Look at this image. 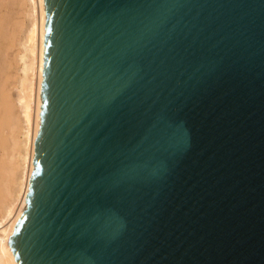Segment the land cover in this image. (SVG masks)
Here are the masks:
<instances>
[{
	"label": "water",
	"instance_id": "water-1",
	"mask_svg": "<svg viewBox=\"0 0 264 264\" xmlns=\"http://www.w3.org/2000/svg\"><path fill=\"white\" fill-rule=\"evenodd\" d=\"M18 264H264V0H44Z\"/></svg>",
	"mask_w": 264,
	"mask_h": 264
},
{
	"label": "bare ground",
	"instance_id": "bare-ground-1",
	"mask_svg": "<svg viewBox=\"0 0 264 264\" xmlns=\"http://www.w3.org/2000/svg\"><path fill=\"white\" fill-rule=\"evenodd\" d=\"M19 1L26 5V15L30 23L26 29L24 40L20 42L22 51L17 54L21 67L19 71L17 69L18 72L16 71L17 86L14 87L18 94L17 97L13 98L12 96L15 99L16 107L19 105L20 111L18 110L19 114H15L14 117L11 113L9 121L6 117L12 111L13 104L11 105L7 99L9 94L6 93V86L11 78L10 71L13 68L11 62L7 60V52L8 49L13 48V45H8L9 39L6 41L2 39V27H0V264H18L10 247V239L16 223L27 205L26 195L35 167V140L40 129L41 115L39 113L43 102L41 90L44 69L43 43L46 32V5L44 0ZM9 27L8 33L13 29L11 26ZM7 32L5 31V33ZM35 83L37 103L35 112H33L31 98ZM33 113L35 119H33ZM6 127H10L9 134L5 131Z\"/></svg>",
	"mask_w": 264,
	"mask_h": 264
},
{
	"label": "rangeland",
	"instance_id": "rangeland-1",
	"mask_svg": "<svg viewBox=\"0 0 264 264\" xmlns=\"http://www.w3.org/2000/svg\"><path fill=\"white\" fill-rule=\"evenodd\" d=\"M26 5L22 1L20 2L19 0H0V27H2V39H9L8 45H13V48L8 49L9 51L7 52V60L11 62L12 68L10 71L11 78L9 79V82L7 83L6 86V93H8V101L12 105V111L7 115L6 119L9 121V117H11V113L14 117L15 114H19L20 107L19 105H15V99L14 97H17V89L14 86H17V80H16V75L17 72L19 71V68L21 67V62L17 59V54L22 51V48L20 47V42L23 41L26 29L30 23V20L28 16L26 15ZM13 28L11 29V32H7L10 30V27ZM7 29V30H6ZM5 31L7 33H5ZM7 34V35H5ZM9 34V35H8ZM20 36V37H19ZM18 42V43H17ZM17 47V48H16ZM21 49V50H20ZM14 55V56H13ZM37 57H38V51H37ZM17 66V67H16ZM16 67V68H15ZM18 69V71H17ZM17 71V72H16ZM12 79V81H11ZM36 82V81H35ZM15 83V84H14ZM34 91L32 93V98H31V103L33 106V110L35 109V105L37 103V90H36V83L34 86ZM12 89V90H11ZM8 91V92H7ZM13 96V98H12ZM14 109V110H13ZM19 110V111H18ZM15 111V113H14ZM35 112V110L33 111ZM34 116V113H33ZM35 119V116L33 117ZM32 119V122L34 120ZM5 131L7 134L10 132V127H6ZM2 153V151H1Z\"/></svg>",
	"mask_w": 264,
	"mask_h": 264
}]
</instances>
